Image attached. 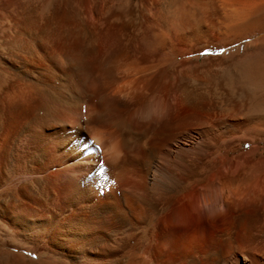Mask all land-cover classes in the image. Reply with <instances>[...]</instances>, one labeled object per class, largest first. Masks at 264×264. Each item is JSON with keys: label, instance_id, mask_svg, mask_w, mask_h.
Masks as SVG:
<instances>
[{"label": "bare ground", "instance_id": "6f19581e", "mask_svg": "<svg viewBox=\"0 0 264 264\" xmlns=\"http://www.w3.org/2000/svg\"><path fill=\"white\" fill-rule=\"evenodd\" d=\"M0 264H264V0H0Z\"/></svg>", "mask_w": 264, "mask_h": 264}]
</instances>
